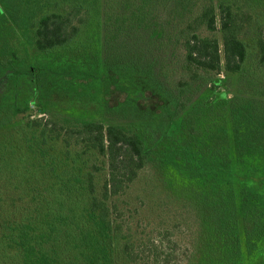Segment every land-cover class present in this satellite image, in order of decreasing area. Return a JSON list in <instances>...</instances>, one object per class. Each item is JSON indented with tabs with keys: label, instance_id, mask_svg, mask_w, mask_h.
<instances>
[{
	"label": "rangeland",
	"instance_id": "1",
	"mask_svg": "<svg viewBox=\"0 0 264 264\" xmlns=\"http://www.w3.org/2000/svg\"><path fill=\"white\" fill-rule=\"evenodd\" d=\"M10 1L0 0V8L6 15L0 19V59L4 51L7 58H12L14 53L23 59V69L20 70L26 75L18 77L17 87L8 86L7 80L0 77V95L8 93L20 102L34 98L37 100L35 104L25 109L23 107L20 113L11 114V120L0 126V219L20 216L6 212L13 209L12 203L32 211L40 208L44 213L49 212V215L53 212L51 216L55 217L51 218H62V225L56 224L61 231L68 227L70 235L88 232L95 237L93 246L105 250L103 260L98 263L116 264L117 251L112 239L113 220L117 216L116 220L122 224L123 232L130 234L129 240L135 249L146 250V255L143 254L146 259L142 257L139 264H156L155 257L159 264H211L210 258H207L211 245L207 241L209 235L215 232H212L209 220L218 214L205 206L204 198L196 196L205 190L208 184L205 180L208 178L187 177L179 166L167 161L168 153L172 149L179 150L185 142L198 148L202 145L200 138H190L186 134L181 122L190 111L198 119L197 123L192 124L195 128L207 127V123L229 122L233 106L247 100L264 113V95L258 94L260 88L264 87V66L256 68L253 63H249L242 73L237 74L226 73L222 64L216 69H205L185 61L183 30L189 27L187 16L195 19L205 10L193 7L190 14L170 21L163 40L155 36L139 45L143 50L139 58L148 62L143 61L148 65L146 72H150V78L153 76L158 83L154 85L155 91L146 92L143 99L135 102V106L141 111L162 112L163 117V126L154 124L155 119L141 127L137 117L128 118L127 113H118L122 117L108 116L106 107L113 108L123 103L126 94L117 91L112 84L102 87L105 84L103 80L95 81L97 74L90 70L94 65L99 68L102 62H107L111 69L118 67L116 56L120 48L132 42L117 44L111 49L103 45L106 6L103 0H80L89 9L91 20L82 27L80 35L73 42L54 50H39L17 25L24 24L25 20L21 17L30 13L35 12L36 18L52 11L65 13L66 6H72L75 0H22L21 3L18 0V8L12 7ZM220 1L207 0L206 7H216ZM225 1L235 2L234 7L245 3V0ZM245 6L251 10L255 21L264 24V10L259 5L247 2ZM12 9L13 19L8 14V10ZM171 15L176 17L177 12H171ZM218 26L216 31H210L204 23H199L194 27L197 30L192 31L221 43ZM251 31L252 35L246 37L245 42L249 46V53L256 55L258 29L251 26ZM82 72H91L92 75L85 79ZM108 73L113 76L112 72ZM217 78L223 80L219 88L212 85ZM102 89L106 91L102 92ZM181 89L185 91L182 104L186 106L179 114L170 99L174 100L175 105L172 92L176 96ZM217 92L226 97L216 100L214 96ZM161 94L165 95L168 104ZM163 107L168 109L162 111ZM50 122H56L62 128L93 124L103 134H106L107 126L110 125L133 128L157 144L154 162L140 172L137 180L123 195L114 196L111 192L107 144L104 143L102 154L89 157L82 153L83 147L68 145L62 138L53 137ZM167 123L169 125L164 126ZM231 142L230 138V147L226 149V140L214 139L210 145L216 143L215 149L221 156L217 161L207 159V164L213 166L215 163L224 168L227 165L233 172H239L240 168L244 170L245 166L242 167L232 153ZM206 147L201 146V149ZM77 152L80 157L76 156ZM97 152L94 150L90 153ZM177 156L180 164L184 153H178ZM94 162L103 168L95 185L99 197L103 193L106 195L108 226L105 225L104 230L101 229L104 226L99 224L98 213L88 210L89 199L83 189L84 184L73 177L75 175L83 179ZM225 183V180L224 185L221 182L220 190L226 187ZM49 218L41 217V220ZM239 219L243 227L241 216ZM60 249L63 250L64 245ZM148 254L152 257L151 261L147 259ZM94 261L92 257L82 256L78 249L67 253L65 259L64 255L60 258L61 264H94Z\"/></svg>",
	"mask_w": 264,
	"mask_h": 264
},
{
	"label": "trees",
	"instance_id": "2",
	"mask_svg": "<svg viewBox=\"0 0 264 264\" xmlns=\"http://www.w3.org/2000/svg\"><path fill=\"white\" fill-rule=\"evenodd\" d=\"M103 1L106 4L103 45L111 49L117 44H128L127 41H132L129 46L120 48L116 56L118 67L111 69L107 62L106 64L102 62V65H99L100 69L96 65L90 68L97 74L96 77L93 76L95 81L103 80L105 83L102 87L112 84L117 91L126 94L123 103L113 108L106 107L109 117H122L118 113H127L128 118L137 117L141 127L147 121L152 122L155 119L154 124L163 126L162 112L141 111L135 106V102L143 99L146 92L153 93L154 85L158 83L154 81L153 76L150 78V72H146L148 62L140 59L143 50L139 45L147 38L155 36L163 40L170 21L190 14L193 7L205 10L203 14L196 15L195 19L190 18V15L187 16L188 22L190 21L187 23L189 27L186 26L183 30L185 61L205 69H216L222 64L226 73L237 74L242 73L249 63H253L256 68L264 66V24L255 21L251 10L245 6L247 2L256 3L264 10V0H245L243 6L235 7V2L232 4L221 0L213 8L206 7L207 0ZM10 2L12 7H20L18 0ZM65 10V13L48 12L40 18H36L35 12L30 13L28 16H22L25 23L17 26L25 37L30 41L32 39L39 50L66 47L80 35L82 27L89 23L91 13L80 0H75L72 6H66ZM13 12V9L8 10L11 19ZM171 12H177V16L173 17ZM4 15V11L0 8V19H4L6 16ZM199 23H204L210 31H216L219 25L221 43L214 38L201 37L196 31H192L197 30L194 27ZM251 26H256L258 29L256 55L249 53V46L245 42V38L252 35ZM3 54L0 59L2 74L0 77L7 80L8 86L17 87L18 77L23 78L26 75L20 70L23 69L24 61L14 53L12 58H7L5 51ZM77 71L79 72V69ZM108 72H112L113 76ZM90 75L91 72H82V77L85 79ZM222 81L217 78L212 85L219 88ZM104 91L106 90L102 89V92ZM172 94V100L175 99L176 103L174 105V100L171 99L170 103L176 106L177 113L179 110L180 114L186 106L182 104L185 91L181 89L176 96L174 92ZM258 94L264 95V87L260 88ZM161 96L168 104L165 95L161 94ZM214 97L216 100H223L226 95L217 92ZM36 100L34 98L20 102L14 100L8 93L0 95V126L11 120V114L20 113L23 107L25 109L35 104ZM166 108L168 109L163 107L161 110ZM230 118L226 123L219 121L211 125L207 123V127L195 128L192 124L197 123L198 119L192 116L191 111L188 112L181 119L186 134L190 138H200L201 146L207 147L201 149V146L198 148L185 142L179 150L169 151L167 161L179 166L187 177L208 178L205 180L208 182L204 187L205 190L197 193L196 196L204 198L205 206L218 214L209 220L212 232H215H210L207 241L211 245L207 254L210 263L264 264V113L258 111L252 101L247 100L243 104L233 106ZM167 125L169 124H164ZM50 133L55 138H62L68 145L83 147L82 153L88 154L89 157L102 154L104 143L107 144L111 192L114 196L120 193L123 195L137 180L140 172L154 162L153 155L157 144L151 142L143 132L127 126L110 125L107 126L106 134H103L99 133L93 124H83L78 128H62L58 123L50 122ZM230 138L234 157L242 167L245 166V169L240 168L239 172L230 171L227 165L224 168L215 163L213 166L207 164V159L217 161L221 156L215 149L217 144L210 145V143L214 139L226 140V149H228ZM94 150H98L99 153H90ZM178 153H184L180 164L177 162ZM76 156L80 157V153L77 152ZM89 167L90 170L85 173L83 179L75 175L73 177L84 184L83 189L89 199L88 210L98 213L99 224L104 226L101 227L104 230L108 215L106 195L103 193L99 197L95 185V180L103 168L96 162ZM224 180L226 187L220 190L219 186H222L221 182L223 184ZM11 207L13 209L6 212L20 216L0 219V264H61L60 258L64 255L65 259L66 254L74 249L80 250V254L86 258H94L97 261H94V264H100L98 262L103 260L105 250L93 246L96 239L91 233L79 232L70 235L68 227H64L61 231L60 226L56 225L57 223L62 225V218L54 220L51 218L55 217V215L51 216L53 212L49 215V212L44 213L40 208L32 211L24 206H15L14 203ZM115 211L114 207V213ZM47 216L50 217L48 220H41V217ZM240 216L243 227L240 226ZM116 217L113 220L112 239L114 249L117 251L116 264H139L138 262L146 255V250L135 249L134 244L129 240L130 234L123 232L122 224L116 220ZM62 245H64L63 250L60 249ZM147 256L149 260L152 258L149 254ZM155 259L156 264H159L158 258Z\"/></svg>",
	"mask_w": 264,
	"mask_h": 264
}]
</instances>
